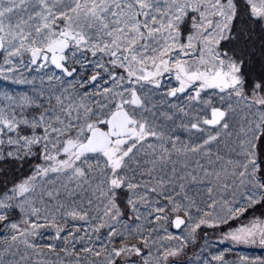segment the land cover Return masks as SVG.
<instances>
[{
  "label": "snow or ice",
  "instance_id": "6c2138e0",
  "mask_svg": "<svg viewBox=\"0 0 264 264\" xmlns=\"http://www.w3.org/2000/svg\"><path fill=\"white\" fill-rule=\"evenodd\" d=\"M0 79V264H264L188 255L264 248V0H0Z\"/></svg>",
  "mask_w": 264,
  "mask_h": 264
},
{
  "label": "trees",
  "instance_id": "16d2710c",
  "mask_svg": "<svg viewBox=\"0 0 264 264\" xmlns=\"http://www.w3.org/2000/svg\"><path fill=\"white\" fill-rule=\"evenodd\" d=\"M27 86H18L10 81H4L3 79H0V90H8L11 91L12 89H16L17 91H22L25 90ZM254 213H249L246 214L244 217L241 218V221H246L249 215H253ZM241 221H230L228 224L220 225L217 228H202L199 230V236L197 237L196 240V247L195 252L199 251L198 246H203L205 243V239L209 242L210 246L220 250V249H225V248H232V253L229 255V259H233L236 256L240 255H247L250 258L258 257V256H264V248L263 249H258L254 246H245V245H232L230 241H225L224 243H219L221 237L228 232L230 229L235 228L237 224ZM169 231L175 232L176 230L173 231V229L170 227ZM178 231V230H177ZM200 237H205V239H201ZM193 245V244H192ZM191 246V245H189Z\"/></svg>",
  "mask_w": 264,
  "mask_h": 264
},
{
  "label": "rangeland",
  "instance_id": "374dc122",
  "mask_svg": "<svg viewBox=\"0 0 264 264\" xmlns=\"http://www.w3.org/2000/svg\"><path fill=\"white\" fill-rule=\"evenodd\" d=\"M260 209H258L253 215H260ZM248 219V218H247ZM173 229V228H172ZM173 231H174V229H173ZM176 232V231H175ZM194 245H196V244H193V245H191V246H189V250H188V255L189 256H192L193 255V253L195 252V250H196V247L194 246ZM197 246V245H196ZM254 247H256V248H258V249H263V248H261V247H258V246H254Z\"/></svg>",
  "mask_w": 264,
  "mask_h": 264
},
{
  "label": "water",
  "instance_id": "95a60500",
  "mask_svg": "<svg viewBox=\"0 0 264 264\" xmlns=\"http://www.w3.org/2000/svg\"><path fill=\"white\" fill-rule=\"evenodd\" d=\"M175 230V229H174ZM177 231V230H176Z\"/></svg>",
  "mask_w": 264,
  "mask_h": 264
}]
</instances>
